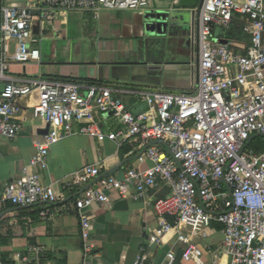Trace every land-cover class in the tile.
<instances>
[{
  "label": "built area",
  "instance_id": "2783aa9c",
  "mask_svg": "<svg viewBox=\"0 0 264 264\" xmlns=\"http://www.w3.org/2000/svg\"><path fill=\"white\" fill-rule=\"evenodd\" d=\"M154 0H39L42 18L55 12H137ZM0 26V140L13 141L22 129L26 108L20 100L39 92L31 108L46 134L37 144L32 168L46 169L51 147L79 134L97 140L135 142L153 162L147 170L130 169L118 179L106 176L83 191L75 206L81 222V264H100L92 237L93 223L84 215L93 204L111 206L110 196L145 199L162 185L169 189L155 202L158 227L149 238L158 245L173 237L183 244L181 259L169 252L162 262L152 261L145 248L133 264H206L205 256L218 251L196 242L208 237L213 223L222 226V248L233 264H264V145L247 148L255 134H264V0H202L197 17L198 84L190 92H140L152 113L129 110L118 88L89 86L52 80H20L10 74L9 60L28 64L39 60L31 48L36 16L21 6L2 8ZM240 19L249 33L243 52L223 44L217 28L229 29ZM17 50L9 55L10 41ZM235 46V44H234ZM162 141L170 153L161 145ZM100 175V168L87 166L74 173L65 188H85ZM225 180V182H224ZM53 185L40 175L28 174L11 182L0 195L1 209L55 202ZM221 248V249H222ZM0 264H4L0 247ZM210 264V263H209ZM211 264H219L218 259Z\"/></svg>",
  "mask_w": 264,
  "mask_h": 264
},
{
  "label": "crops",
  "instance_id": "0c3cea01",
  "mask_svg": "<svg viewBox=\"0 0 264 264\" xmlns=\"http://www.w3.org/2000/svg\"><path fill=\"white\" fill-rule=\"evenodd\" d=\"M179 1L154 0L143 11L104 12L100 17L72 11L42 18L39 0H0V26L5 6L25 7L38 17L33 35L36 42L30 46L39 52V60L21 64L10 59V74L20 80L74 83L84 89L118 88L128 92L120 98L129 110L152 113L140 99V92L184 93L198 84L196 12L195 8H179ZM235 22L229 29L217 28L215 34L223 44L243 52L250 44L249 33L244 31L247 24L240 19ZM237 22L240 27H236ZM9 45L12 56L17 41ZM39 100L38 91L20 100V106L26 108L22 129L13 141L0 140V195L11 182L36 173L46 185L55 187L58 197L53 203L40 202L29 209L10 203L1 209L2 257L4 264H81L83 242L75 203L83 188H65V184L87 166L99 167V176L112 172L107 176L123 179L130 169L147 170L154 164L144 154L146 147L140 148L138 143H99L76 134L51 147L46 169L32 168L37 144L45 135V126L31 110ZM262 140L256 139L251 145L261 151ZM161 146L170 155L166 145ZM168 192L162 185L137 201L111 195L110 207L96 203L85 209L84 215L93 223L92 237L100 264H133L143 248L155 262H162L171 251L181 259L184 245L173 237L158 245L149 244L158 227L155 202ZM206 233V239L196 242L218 251L220 256H205V263L218 259L219 264H233L222 248V226L213 223Z\"/></svg>",
  "mask_w": 264,
  "mask_h": 264
},
{
  "label": "water",
  "instance_id": "95a60500",
  "mask_svg": "<svg viewBox=\"0 0 264 264\" xmlns=\"http://www.w3.org/2000/svg\"><path fill=\"white\" fill-rule=\"evenodd\" d=\"M202 0H180L179 1V4H178V7L179 8H197L199 6V4L201 3ZM38 29V25H36L34 27V31H36ZM45 134H46V131H45ZM264 139V134H255L253 135L249 140L248 142L246 143V145L243 147V149L241 150L240 154H242L247 148H249L251 146V144L253 143L254 140L256 139ZM152 144L154 145H166L164 142L162 141H156V142H153ZM150 145H148L147 148H149ZM110 173L112 172H108L102 176H99L98 178H96L93 182H91L88 186H86L85 188L82 189V191H85L87 190L88 188H91L93 187L97 182H99L102 178H104L105 176L109 175ZM225 182V180H224ZM40 203H37V204H34V205H31V206H25V207H21V208H24V209H29V208H33V207H37L39 206Z\"/></svg>",
  "mask_w": 264,
  "mask_h": 264
},
{
  "label": "rangeland",
  "instance_id": "374dc122",
  "mask_svg": "<svg viewBox=\"0 0 264 264\" xmlns=\"http://www.w3.org/2000/svg\"><path fill=\"white\" fill-rule=\"evenodd\" d=\"M36 18L38 19V17H36ZM236 20H237V19H235L234 22H235ZM234 22H233V23H234ZM234 25H236V22H235ZM240 26H241V24H239V23L237 22V26H236V27H240ZM250 148H251V147H250Z\"/></svg>",
  "mask_w": 264,
  "mask_h": 264
},
{
  "label": "trees",
  "instance_id": "16d2710c",
  "mask_svg": "<svg viewBox=\"0 0 264 264\" xmlns=\"http://www.w3.org/2000/svg\"><path fill=\"white\" fill-rule=\"evenodd\" d=\"M261 140H262V139H259V141H261ZM262 141H264V140H262ZM250 147H251V148H253V146H252V145H251Z\"/></svg>",
  "mask_w": 264,
  "mask_h": 264
}]
</instances>
